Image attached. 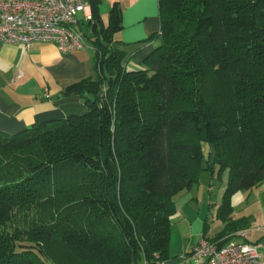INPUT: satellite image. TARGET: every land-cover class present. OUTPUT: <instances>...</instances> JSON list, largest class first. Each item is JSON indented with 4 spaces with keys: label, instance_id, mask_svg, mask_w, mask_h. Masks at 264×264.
I'll return each mask as SVG.
<instances>
[{
    "label": "trees",
    "instance_id": "trees-1",
    "mask_svg": "<svg viewBox=\"0 0 264 264\" xmlns=\"http://www.w3.org/2000/svg\"><path fill=\"white\" fill-rule=\"evenodd\" d=\"M86 1L97 76L62 91L86 112L0 131V264L162 262L175 196L213 168L228 176L209 240L243 229L231 198L264 180V0H158L144 41L161 43L137 69L120 5L104 24Z\"/></svg>",
    "mask_w": 264,
    "mask_h": 264
},
{
    "label": "crops",
    "instance_id": "crops-1",
    "mask_svg": "<svg viewBox=\"0 0 264 264\" xmlns=\"http://www.w3.org/2000/svg\"><path fill=\"white\" fill-rule=\"evenodd\" d=\"M114 2L122 9V28L114 37L126 52V67L140 68L143 59L161 43L160 37L144 41L159 30L158 0H101L100 17L104 24ZM85 14L91 15L90 5L86 12H78L76 27L90 35ZM86 41L90 47L62 52L53 42L36 41L24 46L0 39V131L15 133L36 122L86 112L80 96L62 95L68 84L97 76L94 49L87 38ZM208 154V164L212 166V146L208 147ZM206 171L209 179L204 181L201 194L191 193V187L174 198L176 209L171 218L168 257L162 264H177L202 236L213 239L224 229L218 209L227 171L221 174L215 168ZM231 204L232 220L249 229L248 240L257 245L264 260V180L250 190L236 192ZM235 232L217 241H240ZM132 264L148 263L140 260Z\"/></svg>",
    "mask_w": 264,
    "mask_h": 264
},
{
    "label": "built area",
    "instance_id": "built-area-1",
    "mask_svg": "<svg viewBox=\"0 0 264 264\" xmlns=\"http://www.w3.org/2000/svg\"><path fill=\"white\" fill-rule=\"evenodd\" d=\"M88 6L86 0H0V39L24 46L53 42L62 52L90 47L76 27L78 12H86ZM234 235L241 240L220 243L202 236L177 264H264L257 245L248 240L249 229Z\"/></svg>",
    "mask_w": 264,
    "mask_h": 264
},
{
    "label": "rangeland",
    "instance_id": "rangeland-1",
    "mask_svg": "<svg viewBox=\"0 0 264 264\" xmlns=\"http://www.w3.org/2000/svg\"><path fill=\"white\" fill-rule=\"evenodd\" d=\"M127 68H131V67H129V66H127ZM209 146H211L210 144H208V143H202V149H203V152H204V156H205V160L206 159H208V147ZM204 164H206V162H204ZM208 171H206V172H201V174H200V178H199V181H198V183L197 184H194L193 186H192V189H191V193L193 192V193H202L203 192V190H204V188H203V185L205 184V182H207L208 181V173H207ZM206 174V175H205ZM205 181V182H204ZM200 193V194H201Z\"/></svg>",
    "mask_w": 264,
    "mask_h": 264
}]
</instances>
